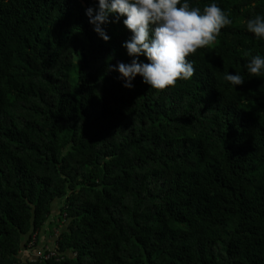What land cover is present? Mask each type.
Here are the masks:
<instances>
[{"label":"trees","instance_id":"trees-1","mask_svg":"<svg viewBox=\"0 0 264 264\" xmlns=\"http://www.w3.org/2000/svg\"><path fill=\"white\" fill-rule=\"evenodd\" d=\"M93 3L0 0V264H264V0H216L232 23L163 90L108 70L131 33ZM34 236L65 260L18 255Z\"/></svg>","mask_w":264,"mask_h":264},{"label":"clouds","instance_id":"clouds-1","mask_svg":"<svg viewBox=\"0 0 264 264\" xmlns=\"http://www.w3.org/2000/svg\"><path fill=\"white\" fill-rule=\"evenodd\" d=\"M85 15L93 31L105 42L110 40L105 30L110 23L122 20L131 33L121 45L131 58L130 63L108 65L109 71L119 73L118 79L128 89L137 76L155 90L191 78L195 69L187 57L213 44L221 29L232 23L216 0H210L203 8L194 5L193 0H94ZM245 30L264 41V14L248 18ZM245 55H250V50ZM141 56L148 62L141 61ZM243 68L250 76L264 77V55H250ZM223 79L235 89L245 82L244 75L237 71L223 72ZM58 245L52 241L48 247L57 246L59 251Z\"/></svg>","mask_w":264,"mask_h":264},{"label":"built area","instance_id":"built-area-1","mask_svg":"<svg viewBox=\"0 0 264 264\" xmlns=\"http://www.w3.org/2000/svg\"><path fill=\"white\" fill-rule=\"evenodd\" d=\"M35 236H34V240L29 244L28 248L31 249V251H29V249L27 250L26 248L19 251L18 255H22L23 257H29L30 254H33V256H31V258L34 259H39V260H65V254L62 252L58 251V247L54 246V247H46L45 250L43 249H39L37 247H35ZM72 256H76V254H70Z\"/></svg>","mask_w":264,"mask_h":264},{"label":"rangeland","instance_id":"rangeland-1","mask_svg":"<svg viewBox=\"0 0 264 264\" xmlns=\"http://www.w3.org/2000/svg\"><path fill=\"white\" fill-rule=\"evenodd\" d=\"M53 240L50 238V240H47V244H49L50 242H52Z\"/></svg>","mask_w":264,"mask_h":264},{"label":"crops","instance_id":"crops-1","mask_svg":"<svg viewBox=\"0 0 264 264\" xmlns=\"http://www.w3.org/2000/svg\"><path fill=\"white\" fill-rule=\"evenodd\" d=\"M41 242H42V243H45V241H44L43 239L41 240ZM46 242H47V240H46Z\"/></svg>","mask_w":264,"mask_h":264}]
</instances>
